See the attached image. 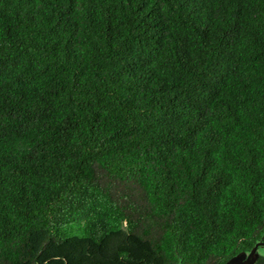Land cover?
I'll return each mask as SVG.
<instances>
[{
	"label": "trees",
	"instance_id": "trees-1",
	"mask_svg": "<svg viewBox=\"0 0 264 264\" xmlns=\"http://www.w3.org/2000/svg\"><path fill=\"white\" fill-rule=\"evenodd\" d=\"M261 242L264 0H0V264Z\"/></svg>",
	"mask_w": 264,
	"mask_h": 264
},
{
	"label": "water",
	"instance_id": "water-1",
	"mask_svg": "<svg viewBox=\"0 0 264 264\" xmlns=\"http://www.w3.org/2000/svg\"><path fill=\"white\" fill-rule=\"evenodd\" d=\"M264 247V243H258L249 252H241L238 255L231 258L226 264H256L261 257L259 248Z\"/></svg>",
	"mask_w": 264,
	"mask_h": 264
},
{
	"label": "rangeland",
	"instance_id": "rangeland-1",
	"mask_svg": "<svg viewBox=\"0 0 264 264\" xmlns=\"http://www.w3.org/2000/svg\"><path fill=\"white\" fill-rule=\"evenodd\" d=\"M261 256H264V247L259 248V251Z\"/></svg>",
	"mask_w": 264,
	"mask_h": 264
}]
</instances>
